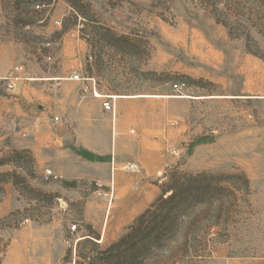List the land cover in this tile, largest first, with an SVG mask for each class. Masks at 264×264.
Wrapping results in <instances>:
<instances>
[{
  "label": "rangeland",
  "instance_id": "rangeland-1",
  "mask_svg": "<svg viewBox=\"0 0 264 264\" xmlns=\"http://www.w3.org/2000/svg\"><path fill=\"white\" fill-rule=\"evenodd\" d=\"M89 71L107 95H165L161 190H213L144 264H264V0H0V264H86L120 238L96 242L143 168L33 149L58 106L48 77L77 74L61 93L81 97Z\"/></svg>",
  "mask_w": 264,
  "mask_h": 264
},
{
  "label": "crops",
  "instance_id": "crops-1",
  "mask_svg": "<svg viewBox=\"0 0 264 264\" xmlns=\"http://www.w3.org/2000/svg\"><path fill=\"white\" fill-rule=\"evenodd\" d=\"M77 33H72L71 37H79ZM79 67L85 70L84 65ZM89 72L83 79L86 81L83 86L85 93L81 97L61 93L64 87L75 81L71 79L72 75L65 73L48 77L55 82L57 91L58 106L54 115L67 117L71 126L54 124L52 128L35 132L37 144L33 149H43L44 143L53 147L60 158L75 159L86 166L136 163L143 168L136 175L135 184L118 187L122 196L128 195V201L118 210L115 224L107 230L103 227L99 240L96 239L98 244L108 245L162 194L161 182L165 177L160 180L158 177L165 173V95H107L99 89L93 71ZM105 99H112L114 108L118 109L110 134L102 125L105 112L101 103ZM64 103L73 104V109H65ZM134 119L139 121L132 128L130 125ZM142 119L146 120L145 124L140 121Z\"/></svg>",
  "mask_w": 264,
  "mask_h": 264
},
{
  "label": "trees",
  "instance_id": "trees-1",
  "mask_svg": "<svg viewBox=\"0 0 264 264\" xmlns=\"http://www.w3.org/2000/svg\"><path fill=\"white\" fill-rule=\"evenodd\" d=\"M7 163V160L0 161V165ZM180 181L173 178L162 188V195L125 228L119 239L98 251L95 258L87 257L86 264H144L160 250L164 239L166 242L172 237L178 222L189 210L205 204L214 195L213 190L199 180L196 183ZM168 192L170 194L164 197Z\"/></svg>",
  "mask_w": 264,
  "mask_h": 264
},
{
  "label": "built area",
  "instance_id": "built-area-1",
  "mask_svg": "<svg viewBox=\"0 0 264 264\" xmlns=\"http://www.w3.org/2000/svg\"><path fill=\"white\" fill-rule=\"evenodd\" d=\"M71 79L75 81L81 80V78L77 74H73L71 76ZM174 87L177 88L176 85ZM101 106L105 112H109L112 114L114 113V106L110 101L104 100L101 103ZM52 121L55 125L62 124L66 127L71 126V120L68 119L67 117L54 116L52 118ZM122 169L129 173H139L140 172V166L136 163H125L122 165ZM59 178L60 176L57 173H55L52 169H46L43 172V176H42V179L45 182H54V181L59 180ZM69 228L71 231H74L76 229V225L72 224ZM76 261H77L76 258L73 256V258L67 264H76L77 263Z\"/></svg>",
  "mask_w": 264,
  "mask_h": 264
}]
</instances>
